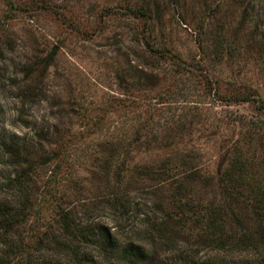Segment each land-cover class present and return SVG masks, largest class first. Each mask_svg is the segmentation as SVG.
<instances>
[{
  "label": "trees",
  "instance_id": "trees-1",
  "mask_svg": "<svg viewBox=\"0 0 264 264\" xmlns=\"http://www.w3.org/2000/svg\"><path fill=\"white\" fill-rule=\"evenodd\" d=\"M0 1L6 20L25 10L61 22L68 13L48 0ZM125 15L141 60L133 55L129 68L116 70L120 95L91 103L79 88L61 96L67 120L30 112L62 42L21 60L27 76L17 82L15 115L34 123L28 138L2 135V146L24 160L0 172V264H264V101L253 86L222 82L202 59L184 56L164 38L152 2L127 3ZM7 36L0 28V40ZM132 61H140L142 73L162 68L166 82L146 88ZM212 101L248 103L258 115L210 121ZM221 126L229 142L209 174L192 151V134ZM149 150L162 153L149 162L134 159ZM79 169L101 177L108 189L105 205L94 203L82 214L71 200L85 187ZM103 209L112 215L104 217ZM132 210L143 211L136 225L123 216ZM180 235L184 245L198 242L209 251L195 259L173 248Z\"/></svg>",
  "mask_w": 264,
  "mask_h": 264
},
{
  "label": "rangeland",
  "instance_id": "rangeland-1",
  "mask_svg": "<svg viewBox=\"0 0 264 264\" xmlns=\"http://www.w3.org/2000/svg\"><path fill=\"white\" fill-rule=\"evenodd\" d=\"M48 1L55 4L59 11L67 10V16L61 22L51 15H35L25 10L16 18L6 20L0 1V28H4L8 34L5 40H0V172L5 170L4 164H18L24 160L2 146V135L26 134L28 138L34 123L30 115L22 119L15 115L19 94L17 82L27 76L26 69L20 66L21 60L28 56H39L51 41L62 42L63 47L55 64L50 67L46 79L38 83L39 97L31 102L30 112L45 116L44 121L67 120L68 109L62 108L61 96L68 93L74 95L79 88L85 92L86 101L91 103L102 97L120 95L122 89L115 79L116 70L129 68L128 60L133 55L141 60V56L133 51L137 48L136 35L132 20L125 15L127 3L152 2L156 22L162 25L164 38L184 56L202 59L222 82L230 78L236 85L253 86L264 101V0ZM139 62L132 61V72L142 78L146 88L156 90L161 82H166L163 81L166 75H162V68H144L146 73H142ZM147 93L153 94L150 89ZM212 102L207 111L210 121L217 122L225 115L230 119L236 114L252 118L258 115L257 109L248 103ZM223 127L218 130L208 128L200 131V134L198 131L192 134L196 144L192 151L200 157V166L207 169L209 174L215 172L222 159L225 143L229 142L227 139L223 141L226 135ZM234 137L237 138V134ZM36 150L42 153L39 146ZM161 153L160 150L141 151L135 154L134 159L149 162L156 160ZM78 172L84 179L85 187L75 198L71 196V200L79 212L82 214L85 208L94 203L105 205L108 200L105 181L91 171L79 169ZM131 188L132 194L140 196L143 192L140 186L133 185ZM102 212L104 217L111 214L108 209ZM142 212L132 210L123 216L127 224L136 225L142 221ZM117 214L121 215V212ZM150 215L157 216L153 211ZM177 239V245L173 248L188 249L195 259L209 251L198 242L184 245L182 235ZM166 252L170 254V251Z\"/></svg>",
  "mask_w": 264,
  "mask_h": 264
}]
</instances>
